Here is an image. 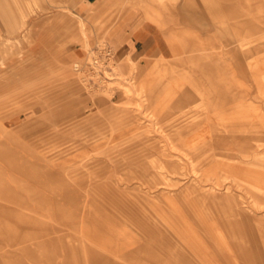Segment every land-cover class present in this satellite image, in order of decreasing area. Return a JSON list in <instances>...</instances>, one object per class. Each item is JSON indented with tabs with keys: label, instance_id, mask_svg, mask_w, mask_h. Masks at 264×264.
<instances>
[{
	"label": "rangeland",
	"instance_id": "374dc122",
	"mask_svg": "<svg viewBox=\"0 0 264 264\" xmlns=\"http://www.w3.org/2000/svg\"><path fill=\"white\" fill-rule=\"evenodd\" d=\"M102 1L0 0V12L3 10L9 19V24L0 26V45L3 42L11 45L9 50L4 49L7 55L0 65V264H264L260 242L236 239L238 234L234 229L223 225L221 235L227 241L221 243L205 226L195 224L192 211L183 203L181 207L180 199L178 214L168 209L158 212L177 223L182 209L183 219L206 247L197 259L185 256L177 241L153 223L151 211L137 207L126 198L123 190L129 185L128 192L132 191L135 184L117 183L116 174L107 169L100 170L97 177L91 176L90 184L91 170L85 167L86 162L119 154L123 139L134 129L126 128L125 124H136L143 118L128 112L140 99L135 95L126 98L121 93L129 58L121 46L129 42L113 38V33L121 24L129 23L135 11L143 12L136 4L138 0L118 2L111 4L106 15L93 23L89 17ZM166 1L167 12H161V28L143 16L145 22L162 33L164 40L157 42L160 52L134 60L139 67L152 72L154 81L165 69L180 73L184 69L177 60L179 56L167 49L165 40L175 39L185 34V30L194 33L196 18L190 15L202 14L198 0ZM238 3L249 7L250 14H255L258 4L264 9V0L260 3L238 0ZM216 8L214 4L206 12L214 13ZM232 18L233 14L228 13L218 18L208 16L206 21ZM243 18L236 17L238 22ZM80 20L85 23L84 33L95 59L94 66L87 63L83 66V79L90 85L88 88L70 72L73 63L87 62ZM255 36L257 47L264 51V30ZM42 107L46 114L40 110ZM32 111L35 112L31 114ZM63 115L69 118L59 120ZM121 133L127 135L121 137ZM94 140L98 141L94 143ZM59 147H67L72 153L65 159L84 154L61 167L53 166L51 158ZM137 150L120 153L124 159L131 155L124 161L121 173L147 161L148 155L133 157ZM62 167V182L55 183V187H64L68 179H74L78 192L71 196L94 205L118 227V232L129 236L124 239V246L111 249L113 256L101 257L99 250L82 237L83 215L81 210L75 211L69 198L57 199L61 206L56 209L50 204L56 195L49 190L41 192L40 180L45 172H60ZM48 177L53 178L49 174ZM101 182L109 184L105 193H87L100 187ZM39 194L44 198L37 205L34 199ZM21 207L29 210L28 215L20 212ZM251 233V237L257 236ZM121 248L124 250L120 252Z\"/></svg>",
	"mask_w": 264,
	"mask_h": 264
},
{
	"label": "bare ground",
	"instance_id": "6f19581e",
	"mask_svg": "<svg viewBox=\"0 0 264 264\" xmlns=\"http://www.w3.org/2000/svg\"><path fill=\"white\" fill-rule=\"evenodd\" d=\"M138 1L136 4L145 18L161 28V12H167V1ZM253 1L260 3L263 0ZM102 2L89 17L93 23L106 15L111 4L130 0ZM198 3L202 14L190 15L196 18L194 33L185 30L181 36L165 40L170 52L179 56L177 60L186 70L182 69L180 73L165 69L154 81L152 72L128 58V73L121 93L126 98L135 95L140 99L128 112L143 118L136 124H125L126 128L132 126L134 129L129 136L121 133V137H127L123 139L121 145L124 146L119 154L85 164L91 170L90 184L91 176L97 177L100 170L106 169L116 174L117 183L135 184L132 191L128 192L129 185L123 190L126 198L135 202L137 207L151 211L153 223L177 241L185 256L196 259L203 255L206 247L183 219L182 209L181 220L177 223L161 217L158 212L168 209L178 214L180 199L181 207L183 203L192 211L195 224L205 226L221 243L227 241L220 229L225 225L238 234L236 239L260 242L264 249V211L259 212L264 207V51L257 47L258 38L255 36L264 30V9L258 4L255 14H250L249 7L241 6L238 0H198ZM212 3L217 5V11L208 14L206 9L214 7ZM241 7L244 9L239 12ZM228 13L233 14L231 20L206 21L208 16L218 18ZM235 15L244 17L243 21L238 22ZM0 21L3 26L9 24L3 10ZM84 26L80 20L79 31L87 51V62L73 63L70 72L75 79H80L84 88H88L90 85L83 79V66L86 63L94 66L95 59ZM10 48L7 42L0 45L1 66ZM249 89L253 90L252 93ZM174 98L179 99L175 101ZM68 118L69 115H63L59 120ZM133 149H138L133 157L148 155L147 161L132 165L121 173L124 161L131 155L124 159L120 153ZM80 154L65 159L72 153L67 147L60 148L51 158L52 165L61 167L84 153ZM45 173L40 180L41 192L44 194L49 190L56 195L55 201H50L56 209L61 206L57 199L61 201L66 196L75 205V211L81 210V235L99 250L101 257L105 254L113 256L111 249L124 246L123 241L129 236L118 232V227L103 217L94 205L84 204L76 196H71L78 192L74 179H68L64 187H55V183L62 182L63 167L60 172L49 170ZM108 185L101 182L100 187L87 190V193H105ZM42 198L39 194L34 199L37 205ZM20 212L28 215L29 210L21 207ZM251 232L257 236L251 237Z\"/></svg>",
	"mask_w": 264,
	"mask_h": 264
},
{
	"label": "crops",
	"instance_id": "0c3cea01",
	"mask_svg": "<svg viewBox=\"0 0 264 264\" xmlns=\"http://www.w3.org/2000/svg\"><path fill=\"white\" fill-rule=\"evenodd\" d=\"M131 2L134 3L132 0ZM143 16V13L135 11L130 16V22L121 24L120 29L113 33L114 40L129 42L126 46L124 44L125 47L121 46V50L130 59L137 61L147 57L151 52H160L157 42L164 40L162 33L154 25L145 22ZM0 26H3L1 21Z\"/></svg>",
	"mask_w": 264,
	"mask_h": 264
}]
</instances>
